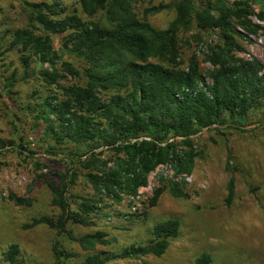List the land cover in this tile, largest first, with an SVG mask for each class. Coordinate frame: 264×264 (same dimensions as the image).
<instances>
[{"label":"trees","instance_id":"trees-1","mask_svg":"<svg viewBox=\"0 0 264 264\" xmlns=\"http://www.w3.org/2000/svg\"><path fill=\"white\" fill-rule=\"evenodd\" d=\"M14 1L25 24L11 33L7 47L0 45V57L15 52L22 80L35 76L41 82L42 94L35 92L23 110L40 130L45 158L65 163V169L47 181L51 205L59 215L55 221L42 219L35 224L45 223L58 235L65 234L85 252L106 245L105 235L97 231L75 239L68 224L95 226L99 203L118 206L125 198H135L158 167L169 165L177 176L190 175L199 157L192 137L227 121L229 128L245 132L243 121L249 112L262 107L264 63L237 54L244 52L239 40L264 33L250 20L258 4L262 9L256 17L264 22V0H201L200 4L181 0L174 5L176 18L166 30H156L148 22V16L163 10L161 6L139 17L131 0H77L84 18L76 11L66 14L61 0ZM193 27L217 38L206 46L204 63L210 68L204 71L195 54L185 67L181 63L178 35ZM54 38L61 39L58 49ZM76 62L82 66L75 67ZM6 73L2 90L11 94L17 78L15 73L5 77ZM8 145L19 156L34 159L24 145ZM5 146L0 141V151ZM34 167L47 166L35 161ZM79 171L85 173L94 197H79L74 211L69 192ZM168 190L174 197H187L183 185L172 184ZM233 191L231 179L228 203ZM161 192L155 193L150 206ZM9 200L26 203L12 194ZM179 227L177 220L159 223L153 227V242L125 249L114 258L161 257L178 237ZM53 250L57 260L68 258L58 244ZM16 253L17 248L11 247L5 262L14 264ZM108 261L110 257L100 253L81 264ZM197 264H210V260L204 255Z\"/></svg>","mask_w":264,"mask_h":264},{"label":"rangeland","instance_id":"rangeland-1","mask_svg":"<svg viewBox=\"0 0 264 264\" xmlns=\"http://www.w3.org/2000/svg\"><path fill=\"white\" fill-rule=\"evenodd\" d=\"M25 1L41 3L47 0ZM180 1L131 0V6L139 17L144 16L146 10L161 6L163 10L148 16V22L156 30H166L176 18L174 5ZM195 1L201 3V0ZM61 2L66 14L76 11L84 18L77 0ZM253 9L255 14L250 17L251 22L264 28V22L256 17L262 6L256 4ZM24 24L19 3L0 0V45L3 48L9 45L11 33ZM178 37L182 66L185 67L190 56L195 54L201 70L209 69L204 55L206 46L217 42L216 36L193 27L187 32L181 30ZM53 43L58 49L61 39L54 38ZM239 43L244 52L238 53V57L264 63L262 31L247 35V40H239ZM80 66L82 63H75V67ZM3 73L5 77L16 74L17 84L11 94L5 91L3 94ZM23 78L15 52L0 57V141L6 144L0 151V264H10L5 262L4 255L13 246L17 248L14 264H81L100 253L110 257L105 264H197L204 255L210 264H264V102L260 109L251 110L243 121L245 132L229 128L227 121L222 127H212L192 137L199 157L190 175L177 176L169 165L158 167L148 176L147 186L139 190L136 198H125L118 206H111L108 201L99 203L100 213L93 218L95 226L68 224L67 230L75 239L97 231L105 235L106 245L85 252L65 234L58 235L45 223L35 224L42 219L55 221L59 215L51 205L47 181L56 172L63 171L65 163L45 158L40 130L35 128L33 117L23 110L35 92L43 91L42 84L35 76ZM10 142L27 147L35 154L34 159L25 154L19 156L9 147ZM35 161H44L47 167L35 169ZM78 175L69 192L70 207L74 211L80 203L79 197H94L85 173L79 171ZM231 179L234 191L228 203ZM172 184L183 185L187 197L171 195L168 188ZM158 191L162 192L150 206ZM11 194L26 203L16 205L9 200ZM168 220L179 222V234L170 241L161 257L114 258L125 249L145 247L153 242V227ZM55 243L68 258L57 260L53 250Z\"/></svg>","mask_w":264,"mask_h":264},{"label":"built area","instance_id":"built-area-1","mask_svg":"<svg viewBox=\"0 0 264 264\" xmlns=\"http://www.w3.org/2000/svg\"><path fill=\"white\" fill-rule=\"evenodd\" d=\"M138 193H139V191H138ZM137 195H138V194H137ZM136 197H137V196H136ZM136 197H135V198H136ZM132 199H133V198H132Z\"/></svg>","mask_w":264,"mask_h":264}]
</instances>
